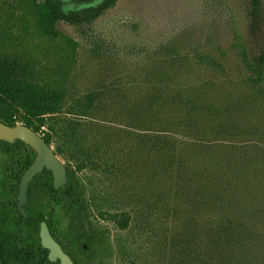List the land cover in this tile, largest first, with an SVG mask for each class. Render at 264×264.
<instances>
[{
  "label": "rangeland",
  "instance_id": "obj_1",
  "mask_svg": "<svg viewBox=\"0 0 264 264\" xmlns=\"http://www.w3.org/2000/svg\"><path fill=\"white\" fill-rule=\"evenodd\" d=\"M104 1L62 0V5L69 11ZM58 29L56 35L41 30L31 0H0V52L30 61L39 80L63 88L66 99L59 116L82 123L76 135L87 162L78 171L88 204L86 228L101 234L82 264H176L173 247L191 241L185 239L190 231L185 217L163 211L159 167L153 177L139 167L135 145L157 130H147L139 113L135 124L130 122L128 112L136 105L130 91L168 57L161 51L164 44L177 37L191 39L193 60L185 80L194 87L204 82L205 91L220 93L224 105L240 101L236 117L244 125L254 124L253 137L264 145V80L254 92L248 83L251 66L260 60L264 65V16L254 22L247 0H118L93 22L75 26L59 21ZM90 92L100 95L94 110L85 116L67 112L76 98ZM51 145L65 165L76 168L64 135ZM29 146L25 149L33 159L37 153ZM11 156L12 147L0 140V167L11 164ZM130 156L139 164L132 167ZM53 212L64 230L67 217L60 208ZM122 212L132 216L126 228L112 217Z\"/></svg>",
  "mask_w": 264,
  "mask_h": 264
},
{
  "label": "trees",
  "instance_id": "obj_2",
  "mask_svg": "<svg viewBox=\"0 0 264 264\" xmlns=\"http://www.w3.org/2000/svg\"><path fill=\"white\" fill-rule=\"evenodd\" d=\"M117 1L105 0L92 8L69 11L63 8L62 0H31V3L41 30L56 35L59 21L75 26L93 22ZM247 2L250 17L254 22L260 21L264 16L263 0ZM161 49L169 52L168 57L163 55L166 58L159 61L160 65L158 62L156 70L153 67L141 77L140 88L130 91L131 102L136 105L128 116L135 124L139 113V122L147 124V130H157L144 134L135 145L139 148H136L142 165L139 167L151 177L159 167L162 188L158 194L164 199L163 211L185 217L190 231L185 239L191 241L173 247L177 257L174 261L176 264H264V145L253 137L258 129L254 124L244 125L236 117L240 101L224 105L220 93L212 95L205 91L204 82L194 87L185 80L193 60L191 39L173 38ZM194 55L209 58L204 52ZM262 64L260 60L251 66L248 83L252 92L264 80ZM38 77L30 61L0 52V120L12 126L21 122L50 144L64 135L70 148L73 147L71 157L77 165L76 168L70 163L66 165L67 180L60 188L55 187L51 170L44 168L38 173L30 185L28 215L22 217L27 218L29 226L30 219L32 227L39 226L43 215H37V190L41 187L47 191L52 207L51 221L47 220L51 230L74 264H82L84 255H88L101 236L96 229L86 228L88 204L78 171L87 162L78 149L76 135L82 123L59 116L66 91ZM76 99L67 112L85 116L96 108L100 95L90 92ZM92 127L97 129V124ZM223 134L228 136L221 137ZM1 142L12 147L10 163L19 167L20 178L36 154L31 159L32 155L25 149L29 145L22 140ZM58 148L62 151L60 145ZM129 161L132 167L139 164L133 156ZM38 182L42 185H36ZM56 207L68 219L64 230L55 220ZM112 217L121 228L128 227L132 219L129 212ZM36 242L32 243L36 245ZM21 245L30 246V242L21 241ZM25 255L21 252L20 264H40L37 249H27Z\"/></svg>",
  "mask_w": 264,
  "mask_h": 264
},
{
  "label": "flooded vegetation",
  "instance_id": "obj_3",
  "mask_svg": "<svg viewBox=\"0 0 264 264\" xmlns=\"http://www.w3.org/2000/svg\"><path fill=\"white\" fill-rule=\"evenodd\" d=\"M27 168L24 170V172L27 170ZM0 169V264H20L21 252H23L25 255L27 253V249H37V261L40 264H52L51 262H57L60 264L59 260L52 261L50 259L49 249L43 246L40 235L41 224L45 222L54 236L48 223V221H51L52 217V207L50 205V200L48 199L49 193L43 190L41 187L37 190L39 201L37 215H39V217L43 215V220L39 222L38 227H36V225L35 227L31 226L32 219H30L29 226V223H27V218L22 217H27L28 215V210L26 207L28 206L30 200L29 193L32 180L43 170L35 174L32 180L29 182L26 192V199L23 203H21L19 198L20 184L24 172L19 178V167L16 164L3 165L0 167ZM36 185L40 186L42 183L38 182ZM36 237L38 238L37 242ZM21 241L30 242V246H22ZM34 241L37 243L36 245L32 243ZM44 250H46V252Z\"/></svg>",
  "mask_w": 264,
  "mask_h": 264
},
{
  "label": "water",
  "instance_id": "obj_4",
  "mask_svg": "<svg viewBox=\"0 0 264 264\" xmlns=\"http://www.w3.org/2000/svg\"><path fill=\"white\" fill-rule=\"evenodd\" d=\"M18 139L30 145L37 153L36 159L27 168L21 179L19 195L21 203L26 199L29 182L44 167L53 172L56 188L66 183L67 170L65 163L62 162L52 145L41 134L25 124L12 126L0 120V140L14 142ZM40 235L43 246L49 249V257L52 261L59 260L60 264H74L71 256L63 250L61 244L54 238L45 222L41 224Z\"/></svg>",
  "mask_w": 264,
  "mask_h": 264
}]
</instances>
